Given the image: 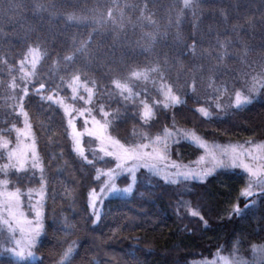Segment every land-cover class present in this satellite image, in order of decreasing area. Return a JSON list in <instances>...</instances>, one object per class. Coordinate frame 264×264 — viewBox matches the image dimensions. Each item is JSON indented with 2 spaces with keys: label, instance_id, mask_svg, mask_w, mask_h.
Listing matches in <instances>:
<instances>
[{
  "label": "trees",
  "instance_id": "obj_1",
  "mask_svg": "<svg viewBox=\"0 0 264 264\" xmlns=\"http://www.w3.org/2000/svg\"><path fill=\"white\" fill-rule=\"evenodd\" d=\"M75 15L84 22L71 21ZM32 52L39 61L26 78ZM257 60L264 63V0L188 7L181 0H0V135L14 138L21 102L46 177L39 260L18 262L0 250V264H61L58 252L69 247L75 264H213L219 253L237 264H264L252 253L253 244H264V204L245 210L255 197L243 194L239 170L176 183L141 173L132 195L107 199L95 221L88 195L100 184L98 169L112 165L87 163L74 152L62 109L46 97L59 92L66 99L74 83L91 90L114 113L111 133L128 145L179 129L209 143L264 142V88L237 109L233 91L223 87ZM132 80L166 85L182 102L154 106L145 121L150 99L133 100L120 88ZM210 103L206 118L199 108ZM215 103L223 104L222 114ZM201 156L185 142L169 151L181 163ZM16 178L12 183L25 184Z\"/></svg>",
  "mask_w": 264,
  "mask_h": 264
},
{
  "label": "rangeland",
  "instance_id": "obj_2",
  "mask_svg": "<svg viewBox=\"0 0 264 264\" xmlns=\"http://www.w3.org/2000/svg\"><path fill=\"white\" fill-rule=\"evenodd\" d=\"M200 0H181L184 6L188 7L195 3H197ZM71 21H74L76 23L84 22L85 18L82 15H75L70 17ZM39 56L37 55V52H32V55L30 56V59L27 60L26 66H24V69H22L23 73L21 75H25L26 78L31 76L33 74V71L36 69V66L38 64ZM29 67V68H28ZM250 71H246L243 73L242 77H240V81H233L231 78L226 81L227 83L224 84L223 87L226 88V86L232 90V103L231 105L236 106L235 104V95L237 92H242L245 94H249L250 88L255 84L258 88L257 93H252L253 96L257 97L260 91L264 88V63H258V60L256 63L251 67V69H248ZM12 90L15 89L16 85L12 84L10 85ZM120 88L125 95V97H130L133 100L135 99H150L149 102H146L144 112L146 110H149L151 112V115L146 119L143 116V119L145 121H148L152 119L154 116L153 114V107L159 106L161 108H167L172 105L168 98L166 97V93H170L171 95L179 96V93L172 88L166 86V85H158V86H151L147 82H136L135 80H132L130 82L122 83L120 85ZM155 90V91H154ZM51 96L52 99L49 100L48 97ZM47 97V100L57 104L63 111L65 120L67 122L68 126V132L71 139V144L73 148V127L75 126V129L80 133V139L82 142V147L85 150V155L81 156L78 152L74 151L80 158H82L87 163H94V162H108L111 163V168L115 167V161L114 157H108L102 153L99 152V146H100V139L98 136L94 134H90V130L94 127L92 124L93 118H95L96 121L99 122L100 125L103 126L102 135L106 137L107 139L111 141H115L117 144L123 146V148L128 150L133 149H139L142 146L145 145H152L154 142H156L157 138H163L165 136L172 137L169 140V147L167 150V158L162 161H157V167L160 169V173L157 174L156 172H149L148 169L140 168L136 173V180L133 182L131 173H121L120 175L115 177V184H116V191L110 192L107 191V185L109 183V177L105 175L110 167H101V169H98L97 177L99 175V178L97 180L99 181V186L95 189H93L89 195H88V202L90 201L93 192H95L96 196L100 199L97 200V207L102 213L103 203L110 198H127L132 195L134 192L138 179L141 173H146L150 175H155L160 178L164 179V175L167 174L169 177L174 178L175 182H173V179L165 180L169 183H176L182 180H194V181H204L209 176L214 174L215 172L219 170H239L243 172V169H233L230 166L229 167H220L214 169L204 180L200 179H185L183 175H177L178 173H183L186 171H196V170H203L206 168L212 167V156L213 153L219 155V152L221 149L224 148H230V147H239L240 145H243L245 148H253L254 153H256L258 156H264V150L257 151L255 149L256 145H264V142H255V143H243V144H221V143H209L205 140H203L195 131L193 130H168L162 135H156V136H145V139L142 140L139 144H133L128 145L123 143L121 140H119L117 137H115L111 133V125L113 123L114 119V113L112 111L107 110L105 107L101 106L100 103H98L95 99V95L91 90H84V88L79 85L78 83H74L71 85V94L68 98H64L62 93L55 92L54 94H51ZM234 97V98H233ZM181 99V97H180ZM208 101V100H206ZM219 106L218 111L220 114L224 109L222 103H215ZM16 105V112L21 117V123L14 129V138H6L4 136L0 135V139H6L10 141L9 148L17 149L21 146V142L25 144H31L34 145L37 152V158L38 161L42 164L40 154L38 151V147L36 144L35 136L33 134L32 126L29 121V118L26 116L25 112L23 111L21 102H15ZM213 104L210 103V105H204L203 108H205L210 114L213 115V113L210 111V107H212ZM143 112V115H144ZM200 112V111H199ZM201 115H203L200 112ZM204 116V115H203ZM205 117V116H204ZM210 117V116H209ZM206 117V118H209ZM26 126L28 127L30 131V135L28 137H25L22 135L23 131L25 130ZM185 133H188L189 135H185ZM195 133L197 137L200 138L201 141L206 143L207 148L201 147L200 143H197L195 140L191 139L190 134ZM188 143L194 147L199 148L202 151V156L190 163H181L178 161H174L171 157H169V151L170 149L175 145L179 143ZM74 150V149H73ZM114 150V149H113ZM148 152L152 151V148L149 147L145 149ZM29 155H31V152H29ZM10 161L8 160V149L0 147V169H4V165L9 164ZM245 163L249 164H256L260 165L261 163H264V161L257 159L253 161L250 157H245ZM43 165V164H42ZM43 174H44V167H43ZM13 177H19L20 181H24V185L12 183ZM41 172L39 168H32L31 164L25 168V169H17V168H8L4 170H0V180L7 179L9 183L7 186L0 185V192L7 193L11 191H15L16 189L20 190V210L24 213V216L29 219L33 220L35 219V205L38 201H40V189L43 186L44 187V195L42 203V208H40V211L42 212L43 217V227H44V213H45V200H46V188L45 183L41 184ZM129 186L132 187V193H126L124 189L128 188ZM101 189H105L104 192L101 191ZM6 199V195H0V250L3 252L8 253L14 260L22 263H34L39 260V257L36 252V248L38 245V242L40 240L41 235L37 238V241L35 245H33L30 248H25L23 255H17L18 252L21 251V248L16 245V239L20 238V233L17 230L15 233V238H13L12 232L8 228V214L5 210V205L3 201ZM101 200L103 203H101ZM90 206V204H89ZM92 213L93 210L90 207ZM43 231V229H42ZM42 234V232H41ZM15 249V251H13ZM31 253L29 255L28 253ZM213 264H237L232 258L219 253L212 261Z\"/></svg>",
  "mask_w": 264,
  "mask_h": 264
},
{
  "label": "snow or ice",
  "instance_id": "obj_3",
  "mask_svg": "<svg viewBox=\"0 0 264 264\" xmlns=\"http://www.w3.org/2000/svg\"><path fill=\"white\" fill-rule=\"evenodd\" d=\"M134 76L137 75H145L146 73L134 72ZM258 88L254 84L250 90L249 94H245L242 92H237L235 95V104L237 109L247 108L252 101L255 99V96L252 93H257ZM168 100L172 104H180L182 101L179 96L171 95L170 93L165 94ZM49 100L52 99L51 96L48 97ZM199 111L205 116L209 117L211 114L203 107L199 108ZM151 115L149 110L144 112V117L147 119ZM92 124L94 127L90 130V134H94L100 139L99 152L108 156L114 157L115 167L109 168L105 175L109 177V183L107 185V191L115 192L116 184L115 177L120 175L121 173H131L132 180L135 182L136 173L140 168L148 169L149 172L160 173V169L157 167V161H162L167 158V150L169 147V140L172 137L165 136L163 138H157L156 142L152 145H145L140 147L139 149L128 150L123 148V146L117 144L115 141H111L102 135L103 126L99 124L98 121L93 118ZM73 149L78 152L81 156L85 155V150L82 147V142L80 139V133L73 127ZM23 136L28 137L30 135V131L26 126L25 130L22 133ZM185 135H189L185 133ZM191 139L195 140L197 143L201 144V147L207 148L206 143L200 140L199 137L196 136L195 133L190 134ZM10 141L6 139H0V147L8 149V160L9 164L4 165V169L8 168H17V169H25L29 163L32 168H39L41 172V184H44L46 177L43 174V165L38 161L37 152L34 145L25 144L21 142V146L17 149L9 148ZM151 147L152 151L148 152L145 149ZM114 149V150H113ZM255 149L257 151L264 150V145H256ZM31 152V155H29ZM245 157H250L253 161L260 159L264 161V156H258L254 153L253 148H245L243 145H240L238 148L233 146L230 148L221 149L219 155L213 153L212 156V167L206 168L203 170L196 171H186L183 173H178L177 175H183L185 179H200L204 180L214 169L220 167H231L233 169H243V173H236L238 178L247 181L246 188L244 191L245 196L255 197L252 200L251 206L245 205V210L249 207L256 208L261 204H264V163L260 165L245 163ZM0 169V170H4ZM99 178V175L98 177ZM19 181V177L16 178ZM164 179H173L169 177L167 174L164 175ZM9 181L7 179L0 180V185L7 186ZM102 192L105 189H101ZM126 193H132V187L124 189ZM0 195H6V199L3 201L5 205V210L8 214V228L12 232L13 238H15V233L18 230L20 233V238L16 239V245L21 248V251L17 253V255H23L25 248H30L35 245L37 238L41 235L43 229V217L40 208H42L41 201L43 200L44 195V187L42 186L40 189V201L34 206L35 211V219L29 220L24 216V213L20 210V190L16 189L15 191L7 192L6 194L0 192ZM100 199L96 196L95 192H93L92 197L89 201L90 207L93 210V216L95 217V221L101 220V212L97 207V200ZM101 203L103 201L101 200ZM236 214L243 216L244 212L237 207L235 209ZM196 215V213H194ZM94 221V222H95ZM68 227L71 228L72 225L70 222H67ZM59 248V245L56 246ZM15 251V249H13ZM72 247H69L66 251L58 252V255L61 257V264H75V258H71L72 256ZM252 253L254 255H259L264 257V244H253L252 245ZM31 255V253H28ZM80 254L77 253V256Z\"/></svg>",
  "mask_w": 264,
  "mask_h": 264
}]
</instances>
